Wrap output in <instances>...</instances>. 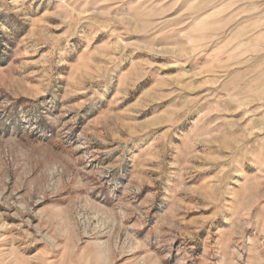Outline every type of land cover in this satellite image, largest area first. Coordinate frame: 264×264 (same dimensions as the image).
Returning <instances> with one entry per match:
<instances>
[{
  "label": "rangeland",
  "instance_id": "obj_1",
  "mask_svg": "<svg viewBox=\"0 0 264 264\" xmlns=\"http://www.w3.org/2000/svg\"><path fill=\"white\" fill-rule=\"evenodd\" d=\"M0 264H264V0H0Z\"/></svg>",
  "mask_w": 264,
  "mask_h": 264
}]
</instances>
